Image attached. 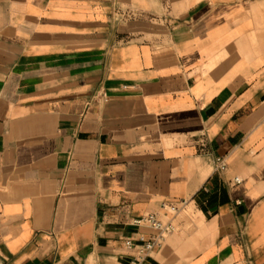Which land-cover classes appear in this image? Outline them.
<instances>
[{
	"label": "crops",
	"instance_id": "0c3cea01",
	"mask_svg": "<svg viewBox=\"0 0 264 264\" xmlns=\"http://www.w3.org/2000/svg\"><path fill=\"white\" fill-rule=\"evenodd\" d=\"M147 214L140 264H264V0H0V264H128Z\"/></svg>",
	"mask_w": 264,
	"mask_h": 264
},
{
	"label": "built area",
	"instance_id": "2783aa9c",
	"mask_svg": "<svg viewBox=\"0 0 264 264\" xmlns=\"http://www.w3.org/2000/svg\"><path fill=\"white\" fill-rule=\"evenodd\" d=\"M215 168L217 171H223L225 169V163L222 158H218L215 161ZM238 183V180H235ZM187 205V201H179L177 203L165 204L162 207L172 215L179 214ZM135 226H144L155 232V235L146 241H141L136 244L130 239L124 240V246L127 251L133 253L128 264H140L150 254L159 248L164 242L165 238L175 232V227L170 221H162L154 214H147L133 221Z\"/></svg>",
	"mask_w": 264,
	"mask_h": 264
},
{
	"label": "rangeland",
	"instance_id": "374dc122",
	"mask_svg": "<svg viewBox=\"0 0 264 264\" xmlns=\"http://www.w3.org/2000/svg\"><path fill=\"white\" fill-rule=\"evenodd\" d=\"M189 213V212H188ZM184 214H186V213H184Z\"/></svg>",
	"mask_w": 264,
	"mask_h": 264
}]
</instances>
